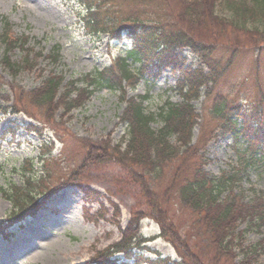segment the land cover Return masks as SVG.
<instances>
[{"label": "rangeland", "instance_id": "obj_1", "mask_svg": "<svg viewBox=\"0 0 264 264\" xmlns=\"http://www.w3.org/2000/svg\"><path fill=\"white\" fill-rule=\"evenodd\" d=\"M179 1L167 0L166 7L161 0H121L119 7L125 15L135 13L146 19L147 15H141L145 11L156 12L160 5L167 20L182 10ZM235 1L237 6L243 3V0ZM217 3L216 14L236 19L235 24L242 26L234 13V5L225 0ZM106 8L115 10L114 3ZM82 12L84 9L78 0H0V186L7 189L11 184L21 185L22 176L15 169L21 164L25 166L26 158L34 157L35 169L41 175L37 157L42 155L41 146L47 140L50 144L44 150L52 154L44 165L51 175L45 172L46 184L51 190L58 188L36 215L25 217L21 222L8 220L11 204L0 191V264H99V256L122 241L125 233L135 231L133 214L149 212L141 187L142 169L133 167L128 159L116 161V153L107 151H114L113 147L127 138L128 130L120 120L127 107L121 94L126 98L150 94L144 105L148 112L157 113L166 102H182L176 92L181 74L171 68L160 71L150 67L142 76L139 73L137 81L121 82L120 58L125 56V46L130 47L131 40L109 38L106 34L101 39L87 35L80 20ZM5 21L12 24L15 35L28 37L25 46L18 45L9 54L13 62L20 64L19 71H10L2 62L5 46L1 34ZM235 24L215 22L216 27L202 30L201 37L210 45L219 43L214 45L218 58H229L232 50L235 51L232 66L220 79L216 91L229 94L231 99L247 106L264 98V39ZM246 26L263 28L264 13L255 20H247ZM59 45L61 57L55 62L50 51ZM182 54L187 65H200L197 54L188 49H183ZM134 66L140 68L138 63ZM100 72L109 75L116 88L121 86L125 91L108 85L88 87L95 77L100 78ZM51 76L63 79L59 96L65 91L68 93L71 89L68 85L72 83L76 88L94 91L87 97L83 95V106L69 112L66 106L69 99L62 100V95L55 102L62 103L60 107H39L30 94ZM77 93L73 91L70 97L75 98ZM194 104L200 117L191 145L208 138V134L214 136L199 154L206 159V171L218 177L235 165L234 140L218 129L210 133L220 123L210 113L205 96ZM30 124L44 135L28 132ZM151 125L160 129L162 122L156 118ZM172 144H178L176 138ZM191 155L194 157L193 152ZM26 167L30 168L27 164ZM240 177L237 189L247 199L256 190L264 191V167L252 168ZM161 181L162 185L169 184L165 177ZM174 209L169 208V212ZM185 219L186 214L176 212L173 221L184 226ZM139 226L141 239L133 247L136 258L128 264H137L138 259L156 260V251L162 257L180 259L169 240L160 236L161 226L156 220L146 216ZM243 230L244 246L235 248L237 262L244 259L246 248L264 247L261 242L264 229L262 232L251 230L248 222H243L238 231ZM125 256L119 253L110 259L124 263ZM251 264H264V248Z\"/></svg>", "mask_w": 264, "mask_h": 264}, {"label": "trees", "instance_id": "obj_2", "mask_svg": "<svg viewBox=\"0 0 264 264\" xmlns=\"http://www.w3.org/2000/svg\"><path fill=\"white\" fill-rule=\"evenodd\" d=\"M78 1L84 9L80 20L87 35L101 39L106 34L109 38L117 36L131 40V46H126L125 56L120 58L121 82L133 79L137 81L139 73L142 76L150 67L160 71L171 68L181 74L176 92H179L182 102H166L157 113L148 112L144 105L149 101L150 94L133 98H126V95L121 94V100L127 107L120 120L128 130L127 138L114 146V151L108 150L107 153H116V161L123 162L122 159H128L133 162V167L142 169L144 175L141 187L149 212L133 214L135 231L125 233L122 241L109 247L105 255L99 256V264H128L110 259L117 253H124L129 261L135 260L133 247L141 239L139 224L146 216L156 220L161 226L160 236L169 240L179 253L180 259L162 257L156 251V260L138 259L137 264H251L255 255L264 247L259 245L242 249L245 252L244 259L237 262L235 248L240 246L241 249L245 240L244 230H238L243 222H248V229L262 232L264 191L256 190L252 198L247 199L243 192L238 191L237 184L241 180V174L252 168L264 167V98L245 106L240 101L231 99L229 94L216 91L220 79L232 66L235 51L232 50L229 58H218L214 45L219 43L210 45L201 37V31L212 29L215 22L234 26L236 19L231 20L216 14L219 0H180L182 10L173 16L171 14L167 20L161 13L160 5L156 12L145 11L141 16L147 17L143 19L135 13L133 16L121 13V0ZM161 1L168 7L167 0ZM225 2L234 5V13L241 19L238 23L242 26H235L241 30L246 27V32L249 33L250 30L264 39V27L248 29L246 26L247 20H255L260 13H264V0H243L238 6L235 0ZM113 3L115 10L106 8ZM4 24L1 35L5 54L2 62L10 71H19L20 64L13 62L9 54L16 46H25L28 37L15 35L13 26L8 21ZM185 48L201 59L198 67L187 65V59L182 54ZM60 51V45L50 51L55 62L61 57ZM28 60L27 58L26 61ZM137 63L140 68H133ZM99 74L100 78L95 77L87 84L88 87L108 85L114 90L119 88L121 92L125 91L121 86L116 88L112 78L105 72ZM62 82V77L51 76L42 87L30 94L35 99L33 102L39 107L47 106L48 109L60 107L62 103L55 102L63 88ZM68 87L71 88L70 91L61 94L62 100L69 99L66 103L68 112L83 106V95L87 97L94 91L76 88L73 83ZM73 91L78 92L75 98L70 97ZM204 96L210 113L220 123V127L210 133L218 129L224 135H231L234 140L235 165L218 177L211 176L206 171V159L199 154L207 141L214 136L208 134V138L203 137L195 145H191L195 137L193 131L198 123L197 118L200 117L194 102ZM156 118L162 122L160 129L151 125ZM27 129L28 132L38 131L41 136L44 135L42 130L39 131L32 124ZM173 138L177 139V145L172 144ZM43 142L45 143L40 148L42 155L37 157V164L41 165V175L35 169L34 159H27L25 166L22 164L15 169L22 176L21 185L11 184L7 189L0 186L3 198L11 204L8 215L10 222H21L25 217H33L58 190H51L46 184L45 174L50 175V172L44 169V165L52 152L44 150L48 142ZM123 143H126L125 147ZM164 177L169 181L168 185H162L161 180ZM171 207L175 209L169 212ZM176 212L186 214L184 226L174 223ZM261 242L264 243V239ZM138 256L140 255L137 254Z\"/></svg>", "mask_w": 264, "mask_h": 264}]
</instances>
